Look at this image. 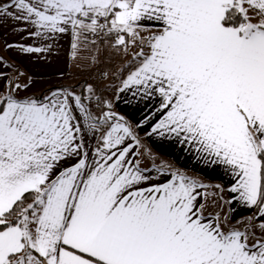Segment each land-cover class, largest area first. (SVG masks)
<instances>
[{
    "label": "snow or ice",
    "instance_id": "1",
    "mask_svg": "<svg viewBox=\"0 0 264 264\" xmlns=\"http://www.w3.org/2000/svg\"><path fill=\"white\" fill-rule=\"evenodd\" d=\"M0 18L70 35L71 57L94 50L93 63L108 38L138 45L119 91L160 104L136 127L161 114L147 135L220 166L233 199L264 217V0H0ZM0 79V264H264V221L260 235L252 217L226 227L204 214L198 180L141 167L137 133L91 84L38 95L31 77Z\"/></svg>",
    "mask_w": 264,
    "mask_h": 264
},
{
    "label": "crops",
    "instance_id": "2",
    "mask_svg": "<svg viewBox=\"0 0 264 264\" xmlns=\"http://www.w3.org/2000/svg\"><path fill=\"white\" fill-rule=\"evenodd\" d=\"M143 23L146 27L141 29V35L147 36L150 31L154 30V26L147 21ZM33 31H35V27L31 24L0 18V71L6 73L8 79H14L16 83L23 85L29 83V77H31L32 82L29 84L27 92L38 95L50 88L60 86H71L80 91L82 86H86L85 82L91 84L96 90V94L102 92L103 97L111 104L112 111L123 116L137 133L141 147L137 149L138 154L135 159L139 160L141 167L151 169L153 164L157 166L163 164L169 170H179L198 180L205 185L204 188L199 189L203 198L198 201L205 205L204 214L214 217L219 213L221 219L227 217L226 227L236 225L243 229L249 223L247 222L249 217L253 218L252 225H258L264 221V217H256L258 210L256 207H246L233 199L234 196H238V193L229 191V187L234 181L224 173L220 166L206 164L195 152L186 151L187 146L181 145L176 139L159 137L156 134L147 135L161 114H157L143 127H136L145 115L155 111L160 104V98L158 96L142 98L139 94L133 97V92H136L135 87L121 92L119 90L123 86L122 83L119 85L117 82V87L116 85L110 87L111 82L105 81L103 76H99L98 72L103 67L102 65L107 67L108 62L113 60L115 52H117L112 47L111 38H108L107 43L100 44L98 61L93 63L90 61V56L94 54V50H82L78 57H71L70 35H57L54 38L34 37L29 35ZM8 45H12V47H8ZM20 45L48 48V50L40 53H26L18 47ZM99 61H102V65H99ZM136 65L137 61L134 62V67ZM96 66L101 68L97 71ZM93 67L94 70H91ZM5 83V80L0 79V92L5 91ZM21 94L26 93L22 92ZM91 109L99 115L101 110H107V106L98 108L93 102ZM146 149L151 151V155L147 154ZM161 159L170 162L165 164ZM153 175L157 174L153 172ZM217 185L220 187H216ZM229 201L231 203H228ZM243 224L245 225L243 226ZM253 231L260 235L258 229L253 228Z\"/></svg>",
    "mask_w": 264,
    "mask_h": 264
},
{
    "label": "rangeland",
    "instance_id": "3",
    "mask_svg": "<svg viewBox=\"0 0 264 264\" xmlns=\"http://www.w3.org/2000/svg\"><path fill=\"white\" fill-rule=\"evenodd\" d=\"M128 47H131V48H128L126 51L121 49V50L115 52L113 60L111 62L110 61L108 62L107 67H105V65L101 64L102 61L101 62L99 61V65L101 64L103 66L102 68L99 66H96L97 68L95 67V69L97 71L101 68V70H99L98 74L100 77L103 76V78H105V81L108 80L109 82H111L110 87L112 85L113 86L116 85L117 82L120 85L122 83V81L125 79L126 75H128L135 68L134 62L137 61V58L135 57V53L139 52L140 48L138 45H136V46H134V45L130 46L129 45ZM144 50H145V52H147V50H148L147 46H145ZM91 70H94V67ZM88 76H86V77H88ZM111 79H115V80H111ZM116 87H117V85H116ZM112 90H114V87H112ZM97 96L101 97L104 101H106V99L103 97L102 92H99L97 94ZM94 104H95V102H94ZM106 106H107V104H101L99 106L96 105V107H98V108H105ZM162 162L166 164L170 161L167 162L165 160L164 161L162 160ZM247 222H249V220H247ZM244 225L245 224H243V226ZM254 226L255 225H253V228H255ZM258 234H260V232H258Z\"/></svg>",
    "mask_w": 264,
    "mask_h": 264
},
{
    "label": "trees",
    "instance_id": "4",
    "mask_svg": "<svg viewBox=\"0 0 264 264\" xmlns=\"http://www.w3.org/2000/svg\"><path fill=\"white\" fill-rule=\"evenodd\" d=\"M3 57H4L5 59H7L6 56L3 55ZM46 91H47V90H46ZM46 91H44V92H46ZM42 93H43V92H42Z\"/></svg>",
    "mask_w": 264,
    "mask_h": 264
},
{
    "label": "built area",
    "instance_id": "5",
    "mask_svg": "<svg viewBox=\"0 0 264 264\" xmlns=\"http://www.w3.org/2000/svg\"><path fill=\"white\" fill-rule=\"evenodd\" d=\"M103 43H104L103 41L100 42V44H103ZM101 99H102V98H101ZM102 100H103V99H102Z\"/></svg>",
    "mask_w": 264,
    "mask_h": 264
}]
</instances>
